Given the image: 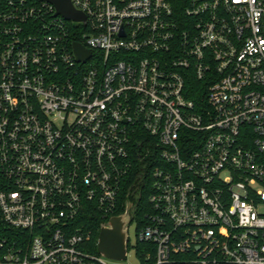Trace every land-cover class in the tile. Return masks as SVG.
I'll return each mask as SVG.
<instances>
[{"label": "built area", "instance_id": "2783aa9c", "mask_svg": "<svg viewBox=\"0 0 264 264\" xmlns=\"http://www.w3.org/2000/svg\"><path fill=\"white\" fill-rule=\"evenodd\" d=\"M71 3L0 0V264H264V0Z\"/></svg>", "mask_w": 264, "mask_h": 264}, {"label": "water", "instance_id": "95a60500", "mask_svg": "<svg viewBox=\"0 0 264 264\" xmlns=\"http://www.w3.org/2000/svg\"><path fill=\"white\" fill-rule=\"evenodd\" d=\"M56 9V14L68 20L84 21L85 16L76 10L71 0H50ZM77 61H85L90 57V50L84 48L80 42L72 44ZM131 217L127 214L112 216L101 226L97 237V251L100 255L114 260H123L126 257L128 244V226Z\"/></svg>", "mask_w": 264, "mask_h": 264}, {"label": "trees", "instance_id": "16d2710c", "mask_svg": "<svg viewBox=\"0 0 264 264\" xmlns=\"http://www.w3.org/2000/svg\"><path fill=\"white\" fill-rule=\"evenodd\" d=\"M74 39L79 40L80 37L75 35L73 36ZM192 84L195 86H198L200 84L199 81L192 79ZM192 85V86H193ZM201 95H203V93L197 94V93H192V94H188V97H191L192 99L196 100L199 97H201ZM149 191L146 188V185L143 187L142 193H141V198L137 207V211L136 214L138 215L139 218L144 217L145 213L149 210V206L147 203V195H148ZM123 212V208L120 207L118 210H115L114 215H118L120 213ZM86 217V216H85ZM93 219L91 220H87L85 221L82 225L84 227V229H89L91 230V238L89 241V246L90 249L94 252V253H98L97 251V247H96V240L98 237V233H99V227L101 222L103 221V219L99 216L96 215L94 217H92Z\"/></svg>", "mask_w": 264, "mask_h": 264}, {"label": "rangeland", "instance_id": "374dc122", "mask_svg": "<svg viewBox=\"0 0 264 264\" xmlns=\"http://www.w3.org/2000/svg\"><path fill=\"white\" fill-rule=\"evenodd\" d=\"M77 24L78 23L76 22L75 25H77ZM136 226H137V221L134 219V220H132V222L130 223L129 228H128L129 240H130V243L132 245H134L136 242V237H135ZM122 263H124V264H139L138 259L135 255L134 248L131 247L128 250L127 256L124 260H122Z\"/></svg>", "mask_w": 264, "mask_h": 264}, {"label": "flooded vegetation", "instance_id": "af4514ba", "mask_svg": "<svg viewBox=\"0 0 264 264\" xmlns=\"http://www.w3.org/2000/svg\"><path fill=\"white\" fill-rule=\"evenodd\" d=\"M129 210H130V209H128V210H127V212H126L125 214H127V215H128V214H129Z\"/></svg>", "mask_w": 264, "mask_h": 264}]
</instances>
